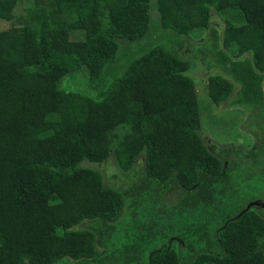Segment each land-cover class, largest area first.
<instances>
[{"label":"trees","instance_id":"16d2710c","mask_svg":"<svg viewBox=\"0 0 264 264\" xmlns=\"http://www.w3.org/2000/svg\"><path fill=\"white\" fill-rule=\"evenodd\" d=\"M153 11L204 40L187 58L154 45L107 79ZM0 23V264H264V123L250 154L203 144L188 75L191 58L218 69L237 90L207 77L206 98L233 94L264 122V0H0ZM82 68L84 90H64ZM111 154L130 174L141 158L132 189L92 167Z\"/></svg>","mask_w":264,"mask_h":264},{"label":"rangeland","instance_id":"374dc122","mask_svg":"<svg viewBox=\"0 0 264 264\" xmlns=\"http://www.w3.org/2000/svg\"><path fill=\"white\" fill-rule=\"evenodd\" d=\"M27 1L28 0H26V2ZM149 25V31L142 39L133 43L117 41V57L114 63L108 65L105 69V76L107 79H111L119 75L123 68H125L135 56L143 53L154 45L161 46L163 49L173 53L176 57L187 58L189 55V47L200 45L206 35V30L199 29L194 30L188 35V37H177L173 33L160 28L157 15L154 11L150 14ZM210 25L220 27V22L214 12H211ZM2 26L3 25L0 23V28H2ZM5 26L7 27V25H4V27ZM69 36L71 40H78L82 37V34L80 32H70ZM175 40L180 42L181 45L176 46ZM188 62L190 64L188 75L194 83V89L198 98L199 113L198 129L196 131L201 142L205 145L212 143V146H215L216 148L229 146L232 150H234V152H237L239 156L241 155L238 152L250 154L251 151L256 150L255 148H257L258 142H262L263 139L259 140V138H257L256 135H253L251 131L257 132V125L263 124L264 122L262 120L257 121V117L251 115L252 113L248 107L230 106L231 103L229 100L236 92L237 86H235L234 83L218 69H204L201 64L202 62L196 58H191ZM211 76H221L229 79L228 81L232 84V86H234L232 92L233 94L218 106L213 105L209 99L206 98L205 81L207 77ZM86 82L87 75L84 68L78 70L76 77H64L61 80L62 86L65 87L64 90L70 91L84 90ZM254 123L255 126L253 125ZM259 130L262 132L261 129ZM124 132V129L117 128L114 133L120 137L124 134ZM263 153L264 150L259 149L257 156L260 157ZM241 158L238 159V161H241ZM92 167L101 173L106 184L120 190L130 189L133 184L139 183L141 179L140 175L142 167L141 158L139 157L136 159L135 166L131 170L133 171L131 174L130 172H122L118 169L112 154L104 163L97 164ZM137 196L138 191H134L132 193V197L136 198ZM129 202L131 203V201ZM135 203L136 202L131 203L130 205L127 202L128 210H132L134 208L133 205H136ZM254 204L257 205V203ZM128 212L130 211H125V214L128 215ZM89 225L93 228L96 226V223L84 222L78 228L87 227ZM174 247L176 249L177 245H174ZM102 252L106 253L107 249H102L100 255L103 257L104 255Z\"/></svg>","mask_w":264,"mask_h":264}]
</instances>
